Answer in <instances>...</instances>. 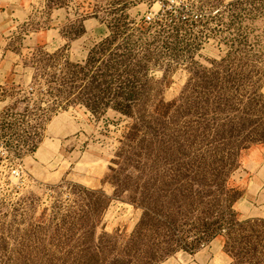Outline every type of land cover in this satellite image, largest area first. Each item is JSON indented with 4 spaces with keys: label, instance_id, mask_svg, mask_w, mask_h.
Returning a JSON list of instances; mask_svg holds the SVG:
<instances>
[{
    "label": "rangeland",
    "instance_id": "obj_1",
    "mask_svg": "<svg viewBox=\"0 0 264 264\" xmlns=\"http://www.w3.org/2000/svg\"><path fill=\"white\" fill-rule=\"evenodd\" d=\"M0 103V264H264V0H0Z\"/></svg>",
    "mask_w": 264,
    "mask_h": 264
},
{
    "label": "trees",
    "instance_id": "obj_2",
    "mask_svg": "<svg viewBox=\"0 0 264 264\" xmlns=\"http://www.w3.org/2000/svg\"><path fill=\"white\" fill-rule=\"evenodd\" d=\"M146 22V21H145ZM178 23V22H177ZM177 23H175V21H169V20H166V18H163V19H161V20H158V21H156L154 24H148L147 22H146V24H148V25H150V26H154V27H158V28H162V27H166L167 25H171V26H177L178 24ZM168 28V27H167ZM105 45V44H104ZM231 54L232 53H229L228 55H227V57H226V60H225V63H226V65H227V72H229V71H231L232 69H233V66H234V64H237L236 63V61H234L233 59H232V57H231ZM230 67V68H229ZM240 67H242V66H240ZM124 85H122V88H121V90H125L127 87H126V85H127V83L126 82H122ZM119 98L118 99H120V101H121V103H118V108L121 110L122 109V107H123V104H125V105H128V104H133V103H135V99H133V98H129L128 99V96H126V95H123V94H120L119 96H118ZM237 224V223H236ZM236 226H238V227H240V228H242L243 226L242 225H239V224H237ZM237 260H238V258H237ZM237 262H239V261H237Z\"/></svg>",
    "mask_w": 264,
    "mask_h": 264
},
{
    "label": "crops",
    "instance_id": "obj_3",
    "mask_svg": "<svg viewBox=\"0 0 264 264\" xmlns=\"http://www.w3.org/2000/svg\"><path fill=\"white\" fill-rule=\"evenodd\" d=\"M101 32H103V29L101 30ZM96 34H97L96 38H105L106 37L105 35L104 36L103 35H99L97 32H96ZM7 78H8L7 76H4L2 81L8 82ZM257 155H258V153H257ZM262 158H264V157H262ZM249 199H250V196L247 197L248 201H250ZM245 201L246 200H242L241 202H239V204L236 205L237 212L244 219L246 218L248 220H250V219H262V220H264V210L263 211H260V210L258 211L254 207H252V205H250V204L246 205V203L244 204ZM247 206H249V207H247Z\"/></svg>",
    "mask_w": 264,
    "mask_h": 264
},
{
    "label": "built area",
    "instance_id": "obj_4",
    "mask_svg": "<svg viewBox=\"0 0 264 264\" xmlns=\"http://www.w3.org/2000/svg\"><path fill=\"white\" fill-rule=\"evenodd\" d=\"M166 7L163 5V7H162V13L160 14V16L157 18L154 14H150V15H148L147 17H146V22L148 23V24H154L156 21H158V20H161V19H163V18H166V20H169V21H175V22H180V20H181V17H179V15L180 14H178L179 12H177V11H179V10H176V9H173L174 10V13H175V16L173 15L174 13H172V12H166ZM161 17V18H160ZM186 18V17H185ZM187 19V18H186ZM186 21H190V20H186ZM13 175L15 176V177H21V172H20V170H14V172H13Z\"/></svg>",
    "mask_w": 264,
    "mask_h": 264
}]
</instances>
